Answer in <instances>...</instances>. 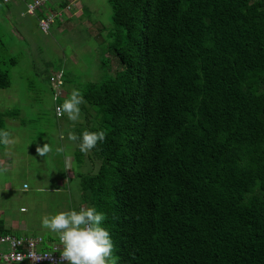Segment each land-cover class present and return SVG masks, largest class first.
<instances>
[{"label":"trees","instance_id":"trees-1","mask_svg":"<svg viewBox=\"0 0 264 264\" xmlns=\"http://www.w3.org/2000/svg\"><path fill=\"white\" fill-rule=\"evenodd\" d=\"M109 1L117 67L83 92L76 134L106 139L75 173L81 207L105 214L118 264H264V0Z\"/></svg>","mask_w":264,"mask_h":264},{"label":"rangeland","instance_id":"rangeland-1","mask_svg":"<svg viewBox=\"0 0 264 264\" xmlns=\"http://www.w3.org/2000/svg\"><path fill=\"white\" fill-rule=\"evenodd\" d=\"M26 5L23 6L24 12L27 11ZM11 7L0 0V67L8 69L11 77L10 86L0 88V110H18L17 118L6 117V121L18 141L20 156L15 159L18 161L14 165L16 168L7 175L12 179V186L5 188L6 177L0 176V222L19 235H56L41 226V218L78 209L84 204L80 179L75 174L68 177L65 156H71L70 168L74 173L96 172L98 169L89 153L81 156L83 162L78 161L79 141L67 139L68 132L76 134L78 129L87 127L94 106L84 98L86 104L80 106L81 120L73 124L66 114L62 117L56 115V104H61L74 88L83 95L87 84L99 81L104 70L115 74L117 61L113 56V61L111 58L104 61V55L109 56L106 45L99 44L97 38L85 30L77 28L62 34L51 28L46 34L39 25L38 14L26 13L21 18L11 12L13 17L9 18L8 9ZM96 7L93 16L106 28H113L110 2L96 0ZM16 28L22 35L16 32ZM12 59L16 63H12ZM56 72L63 75L61 90L65 92L58 97L51 81ZM54 96L58 98L55 102L52 100ZM44 143L51 145L52 152L41 157L37 155L36 147H42ZM57 147L63 148V152L56 153ZM63 177L68 179L67 182L63 180V187L35 193L38 188L55 187ZM25 182L29 188H23Z\"/></svg>","mask_w":264,"mask_h":264},{"label":"clouds","instance_id":"clouds-1","mask_svg":"<svg viewBox=\"0 0 264 264\" xmlns=\"http://www.w3.org/2000/svg\"><path fill=\"white\" fill-rule=\"evenodd\" d=\"M58 98L53 97L55 102ZM86 104L79 89L74 88L70 95L56 107V115L62 117L65 114L75 124L81 120V105ZM67 139L72 142L79 141V149L87 154L98 143L105 141L106 133L101 131L85 130L81 135L68 132ZM11 132L0 129V145L8 147L14 144ZM56 153L63 152V148L57 147ZM52 152L49 143L43 146L37 145L36 153L41 157L48 156ZM7 171L0 168V173ZM106 216L98 212L94 207H81L77 210L60 211L56 214L44 215L41 218V226L55 233L59 240L61 264H118V257L113 255L114 244L109 231L102 226Z\"/></svg>","mask_w":264,"mask_h":264},{"label":"crops","instance_id":"crops-1","mask_svg":"<svg viewBox=\"0 0 264 264\" xmlns=\"http://www.w3.org/2000/svg\"><path fill=\"white\" fill-rule=\"evenodd\" d=\"M27 1L28 0H22V1H19V2L15 1V2H9V3H5L3 1L2 2L5 5H9V6L11 5L12 6L11 8L8 9L9 10L8 11L9 18L13 17L11 12H13L14 14L16 12L18 14V17H21V18L24 17L26 15V13L29 14V15H37V14H30L27 11L24 12L23 6H25L27 4ZM60 2L61 3L62 2L65 3V6L59 9V10L62 9L63 16L62 17H57L55 19V23L52 26L53 29H57L62 34L68 32V31L72 32L73 30H75L77 28L79 30H85L87 33H89L90 36H93L94 38H97L99 44L104 45L103 43L106 42L105 36H108V30H109L108 28L109 27L106 28L105 25L100 24L99 19L97 17L93 16L94 10H97L96 0H51L43 8V12H38V16H37L38 19H39L40 15H45L46 13L51 12L50 8L55 6V5H57ZM16 32L19 35H22L21 31L18 30L17 28H16ZM45 33L47 34V33H50V32H45ZM62 93H65L64 90L61 92V94ZM8 130H9V128H8ZM11 135H12V133H11ZM12 138L15 141L14 144L8 146L7 148L4 147V146L0 147V168L7 169V171L0 173V176L3 175V177H6V180H4V183H3L5 188L7 186H9V187L12 186V184H11L12 183V179H8L7 175H8V172L11 173L16 168V167H14V165L18 161H15V159H16V157L20 156L19 148L17 147L18 146V141H16V139H15V137L13 135H12ZM31 153H32V149H31ZM23 156H25V154ZM65 158H67V162H68L67 163L68 164V170H69L68 177L71 178V176H74V174H75L74 172L71 171L72 169L70 168L71 167L70 166L71 165L70 164L71 156L67 155V156H65ZM30 170H32V169H30ZM65 177H63L62 181L59 182L60 185L57 183V185L55 187L47 188L46 190L43 189V188H38V191H36L35 193L50 192V191H53L54 188L59 189V188L63 187L64 184H65L64 181L65 182L68 181V179L66 180ZM24 178H26V177H24ZM29 187L30 186L26 182L23 183V188H29ZM55 192H57V191H55ZM22 209H25V207H22ZM74 210H77V209H74ZM4 228L7 231H9L8 233H12L11 229L6 228L5 225H4ZM14 234H16V233H14ZM17 235H19V234H17ZM38 235H41V234H38ZM29 236H36V235H29ZM42 236H44V235H42ZM44 237L50 238V237H56V235L48 234V235H45Z\"/></svg>","mask_w":264,"mask_h":264},{"label":"built area","instance_id":"built-area-1","mask_svg":"<svg viewBox=\"0 0 264 264\" xmlns=\"http://www.w3.org/2000/svg\"><path fill=\"white\" fill-rule=\"evenodd\" d=\"M5 3L19 0H2ZM51 0L27 1V12L38 14ZM62 9L40 15L39 25L44 32H50L57 17H62ZM51 81L57 90V97L61 94L63 75L56 72ZM59 104H56V107ZM58 238H46L42 235L29 236L14 233H0V264H61ZM67 264V262H64Z\"/></svg>","mask_w":264,"mask_h":264}]
</instances>
